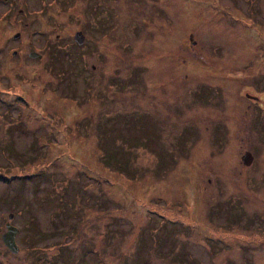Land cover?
Segmentation results:
<instances>
[{
    "label": "rangeland",
    "instance_id": "rangeland-1",
    "mask_svg": "<svg viewBox=\"0 0 264 264\" xmlns=\"http://www.w3.org/2000/svg\"><path fill=\"white\" fill-rule=\"evenodd\" d=\"M53 1L0 2V264H257L228 169L260 147L264 108L215 81L261 34L252 4ZM9 212L16 253L1 239Z\"/></svg>",
    "mask_w": 264,
    "mask_h": 264
},
{
    "label": "flooded vegetation",
    "instance_id": "flooded-vegetation-1",
    "mask_svg": "<svg viewBox=\"0 0 264 264\" xmlns=\"http://www.w3.org/2000/svg\"><path fill=\"white\" fill-rule=\"evenodd\" d=\"M0 2L9 5L10 7H12L13 10L16 6H18V4L28 5L26 0H0ZM247 2L253 5L256 1L252 2L250 0H247ZM53 3L56 4V0H54ZM263 4H264V0L262 2V5ZM20 5L19 8L20 11H22ZM252 5H247L245 10L249 15L254 16V18L260 16V21L262 22V28H260L259 31L261 34L259 35L258 39L255 38L252 39V37L249 36L250 38L246 40L245 44H247L248 47H250L249 52L251 53L248 56H246L245 62H243L241 67L235 66V61H232L231 65L221 66L220 68H223L224 72H220L221 70L220 68L215 71L216 74L215 78H217V76L219 77L218 73H222L220 74V76L222 77L221 82H219L218 79H216L215 81H216V85L222 84L221 86L225 87L226 89H228L229 87L235 89V86H237L238 90L241 91L243 90V88L244 89L252 88L253 91L255 92L257 91L258 93H260L261 98L258 97L257 94L249 92L250 90L244 93L238 91V95L239 96L243 95L246 101H251V106L257 109V112L261 114L264 108L263 106L264 102L263 103L260 102L262 100L264 101V50L263 51H259V50H260L261 42L264 48V11L261 9L254 12L255 6ZM8 10L11 9L9 8ZM0 16H2V13L0 14ZM76 31H81L83 33L82 29L79 30L77 29L74 31V33ZM53 36L54 37L50 41H47L46 43L48 47L54 48L55 44H57V42L59 41V37H63L61 33L58 32H55ZM73 39H74V34H73ZM84 41L85 38L83 39V43ZM192 42L195 43V41ZM83 43L80 45L75 42L76 45L80 46L82 49H85V43L84 44ZM31 51H35V49L28 51L27 53L28 57L34 59H40V60L43 59V54L39 53L38 51L36 52L41 54V57L29 56V53ZM18 52H19L18 49L11 50V53L13 55H16ZM211 57L212 59L213 58L219 59L220 57H224V56L216 54L215 56H211ZM164 71L166 70L164 69ZM219 106L220 105L218 103V100H216V103L213 105V108L215 109V114L218 111H220ZM225 108L231 111L230 114H233L235 112L232 106L226 105ZM225 108L223 109L225 110ZM262 115L264 117V112L262 113ZM256 116H258V114H256L255 117L252 119L254 121V124H256V120H257ZM262 131H263V135L260 134V138H261L260 147L255 145L252 146L251 140L250 142L247 140L248 142L244 146H242V148L238 149L237 160L234 161L228 169L229 178H230L229 181L232 184V189L234 188L233 193L229 196V198L231 197V200L235 202V205L237 206L238 210L242 215L240 218L242 219V221H239V219H237L235 224H237V226H240L242 229H245L244 241H243V248L245 250L244 258L245 260L251 263L258 262L257 264H264V125ZM243 133L245 137L247 136L250 137L248 131L246 133L245 131H243ZM244 135L241 136L244 137ZM236 136H240V134H237ZM256 138L260 140L257 134H256ZM19 179L22 180L21 177H19ZM9 213L7 214V218ZM13 218H14V214L12 219ZM6 223L7 221L3 223L5 229H6ZM255 249L262 250L263 257L259 256L258 259H256L252 253L253 250L255 251ZM253 257L255 258V260L253 259Z\"/></svg>",
    "mask_w": 264,
    "mask_h": 264
},
{
    "label": "water",
    "instance_id": "water-1",
    "mask_svg": "<svg viewBox=\"0 0 264 264\" xmlns=\"http://www.w3.org/2000/svg\"><path fill=\"white\" fill-rule=\"evenodd\" d=\"M17 36V35H15ZM84 39V35L81 31H76L74 33V41L77 44H82ZM29 56L31 57H41V54H39L36 51H31L29 53ZM13 213H9L8 219H12ZM18 232V228L14 225H12L9 221L6 223V231L2 233L1 239L4 243V245L9 249L11 253H16L19 250V246L16 243V234Z\"/></svg>",
    "mask_w": 264,
    "mask_h": 264
},
{
    "label": "trees",
    "instance_id": "trees-1",
    "mask_svg": "<svg viewBox=\"0 0 264 264\" xmlns=\"http://www.w3.org/2000/svg\"><path fill=\"white\" fill-rule=\"evenodd\" d=\"M57 245H59L60 248L63 247V246H66V244L63 243V242H60V243H58Z\"/></svg>",
    "mask_w": 264,
    "mask_h": 264
}]
</instances>
